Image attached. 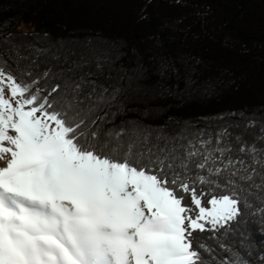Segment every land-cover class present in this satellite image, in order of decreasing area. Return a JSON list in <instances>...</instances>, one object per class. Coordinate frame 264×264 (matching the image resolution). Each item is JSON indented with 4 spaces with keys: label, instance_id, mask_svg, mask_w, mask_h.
I'll return each instance as SVG.
<instances>
[{
    "label": "snow or ice",
    "instance_id": "snow-or-ice-1",
    "mask_svg": "<svg viewBox=\"0 0 264 264\" xmlns=\"http://www.w3.org/2000/svg\"><path fill=\"white\" fill-rule=\"evenodd\" d=\"M86 45L36 75L0 56V264H264L246 230L264 232L261 110L117 123L152 110Z\"/></svg>",
    "mask_w": 264,
    "mask_h": 264
},
{
    "label": "trees",
    "instance_id": "trees-1",
    "mask_svg": "<svg viewBox=\"0 0 264 264\" xmlns=\"http://www.w3.org/2000/svg\"><path fill=\"white\" fill-rule=\"evenodd\" d=\"M22 25L33 31H19ZM0 29V56L17 75L33 59V75L61 65L65 56L78 60L87 41L103 49L112 76L135 77L140 91L127 107L152 110L126 113L117 123L162 125L173 117L203 127L201 117L219 113L264 114V0H0ZM9 37L15 39L3 43ZM21 42L31 45L19 54L28 59L14 51L10 59L6 49ZM162 64L167 76L159 72ZM93 79L108 83L104 76ZM165 88L182 98L160 94ZM246 230L254 253L264 250L259 224Z\"/></svg>",
    "mask_w": 264,
    "mask_h": 264
},
{
    "label": "rangeland",
    "instance_id": "rangeland-1",
    "mask_svg": "<svg viewBox=\"0 0 264 264\" xmlns=\"http://www.w3.org/2000/svg\"><path fill=\"white\" fill-rule=\"evenodd\" d=\"M19 31H25V32H32L33 29L27 25H22L20 28H19Z\"/></svg>",
    "mask_w": 264,
    "mask_h": 264
}]
</instances>
